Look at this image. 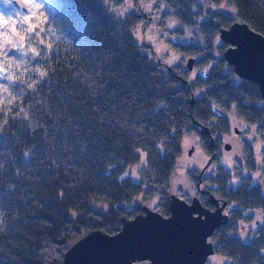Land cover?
<instances>
[{"label": "trees", "instance_id": "obj_1", "mask_svg": "<svg viewBox=\"0 0 264 264\" xmlns=\"http://www.w3.org/2000/svg\"><path fill=\"white\" fill-rule=\"evenodd\" d=\"M25 1L23 9L0 0V264H61L84 232L120 230L124 217L141 210L121 201L137 194L158 195L153 208L168 215L184 132L199 134L212 153L196 121L211 128L216 151L220 136L237 126L232 113L253 136L243 138L242 160L232 168L218 165L215 175L213 169L202 176L200 197L211 207L209 192L227 200L229 220L210 237L225 264H264V187L255 180L261 170L264 183V99L259 85L240 78L223 57L228 43L219 36L235 20L264 34V0H233V16L199 0H164L163 17L179 23L169 33L187 27L198 38L167 39L205 67L193 78L184 60L164 67L144 52L134 16L110 13L104 0ZM141 149L146 163L135 179L127 170L141 160ZM199 171L187 172L191 182L198 184ZM97 201L108 210L92 208ZM250 209L262 217L243 237Z\"/></svg>", "mask_w": 264, "mask_h": 264}, {"label": "water", "instance_id": "obj_2", "mask_svg": "<svg viewBox=\"0 0 264 264\" xmlns=\"http://www.w3.org/2000/svg\"><path fill=\"white\" fill-rule=\"evenodd\" d=\"M13 1L20 8L27 7L25 0ZM219 35L228 43L223 57L233 65L239 77L259 85L264 99V34L245 21L235 20L230 26L222 27ZM194 59V56L188 58L189 69ZM196 123L203 134L210 136L213 147L215 142L210 127ZM194 149L195 144L189 154ZM214 156L215 152L199 173V191H203L202 174ZM211 201L214 209L205 206L198 195L187 201L171 192L168 215L143 204L141 211L132 218H123L122 227L115 233L101 228L84 232L69 245L61 264H206L208 257L215 253L214 242L209 238L229 219L224 211L227 201L214 193Z\"/></svg>", "mask_w": 264, "mask_h": 264}, {"label": "rangeland", "instance_id": "obj_3", "mask_svg": "<svg viewBox=\"0 0 264 264\" xmlns=\"http://www.w3.org/2000/svg\"><path fill=\"white\" fill-rule=\"evenodd\" d=\"M103 2L107 10L110 13L115 14L116 16H121V17L131 16V15L134 16L135 23L133 26V31L135 38L138 41V43L141 44L143 51L146 52L152 59L161 60L162 63L164 64V67H166L167 65L178 64L182 62V60H184V67L185 65H187L188 62L187 59L189 56L185 55L184 53H179L173 50V48L168 44L167 39L171 38L173 40H181L183 42L188 43L194 40L198 41V38H196V35L193 33V30L187 27H185V31L182 34L169 33L167 28L170 29L175 28L179 26V23L175 18L171 16L163 17L164 13L167 11L168 8L164 0H104ZM199 2L202 3L204 7L211 9L212 11H221L231 16L235 15V13L237 12V6L233 0H222L218 4H210L208 0H199ZM163 19L165 22L163 21ZM195 59H197V56H195ZM192 66H193L192 69H188L189 71L188 76H190V78H193L197 72L203 73L206 70L205 67L197 68L194 62ZM231 119L233 120L234 125L241 127L242 129L241 134L245 133L248 124H246V122L244 121L237 120L235 113H232ZM243 136L244 135H242V137ZM247 136L252 138L253 135L252 133H250V134H246V137ZM197 138H200V135L195 133L194 131L184 132L182 138V154L178 156V163L176 169L170 177V186H171V191L173 192L177 193L178 190H182L183 192L190 194V199L194 195L198 194L201 200L200 197L201 193H197L198 184H195L190 181L187 172L189 170H194V169H198L201 171V168L204 166V164L207 163L212 153L215 152L216 155V151L213 150L212 153H207L201 147V145L195 144ZM214 142H215V138H214ZM193 144H195L197 147L193 150L191 154H189V149H191ZM260 146L261 145L259 143H256L255 159L259 167L262 166V163L260 161L261 158L258 150ZM221 147L222 149H224V152L223 154L220 155V160L218 162L215 163L212 162L210 166H208L210 169L212 167L216 168L218 165H225L226 167L232 168V164L236 160H242L243 149L241 144L240 147L238 144H236L235 147L232 148V151L230 150L227 151V149L225 148V143L223 142ZM141 152H142L141 160L130 164V167L127 170L129 171V173L132 172L131 175H133L135 179L138 178L137 170L142 166H144L146 163V153L143 149H141ZM210 171L211 170L207 171L208 173L205 172L204 173L211 174ZM199 173H198V177H199ZM204 173L202 174V176L204 175ZM255 180H257V182L264 187V183L262 182L263 177L261 170H258ZM201 187H203V184ZM204 191L205 190H203V192ZM211 194L213 193L212 192L208 193L210 200H211ZM157 199H158V195H154L148 199H145L142 194H137L134 195L128 201H121V204L125 205L129 209H133L134 207H136V205L140 206L142 204H148L149 206L154 207L157 204L158 201ZM221 200L223 199L221 198ZM225 207H227V202ZM92 208L106 211L108 210L109 206L107 203L103 201H97L92 204ZM249 212L254 213V216L250 224H248L249 222H246V224H244V228H242L240 232L243 237L246 236L248 232V228L255 227V224H258L260 222V218L262 217V213H259L258 210L250 209ZM73 214H75V212H73ZM208 259H209L208 260L209 264H225L229 262V259L227 257L220 255L218 253H214L210 255Z\"/></svg>", "mask_w": 264, "mask_h": 264}, {"label": "flooded vegetation", "instance_id": "obj_4", "mask_svg": "<svg viewBox=\"0 0 264 264\" xmlns=\"http://www.w3.org/2000/svg\"><path fill=\"white\" fill-rule=\"evenodd\" d=\"M231 125L233 126L234 125V122H233V120L231 119ZM244 129V128H243ZM246 132V131H245ZM242 133V129H241V127L240 126H236L235 127V129L233 128V129H231V131L229 132V133H223L220 137H221V140H222V142L223 143H225V148L227 149V151H232V148L233 147H235V145L236 144H238L239 145V147H240V144H241V146H242V141H241V138H242V140H243V138H245L246 137V134L247 133H243V134H241ZM242 135H244L243 137H242ZM208 137H209V139H210V136L209 135H207ZM214 136V135H213ZM215 138V137H214ZM196 141H198V142H196L195 144L197 145H200V138H197L196 139ZM195 145V148L197 147ZM222 145V144H221ZM221 145H218V149H216V155L215 156H217V157H219V160H220V155L221 154H223V152H224V149H222V147H221ZM215 144H214V146H213V148H214V150H215ZM243 147V146H242ZM212 162H214V160L212 159V161H211V163ZM210 163V164H211ZM215 163V162H214ZM205 165V164H204ZM210 166V165H209ZM203 168V167H202ZM201 168V169H202ZM213 169H214V172H215V168H207V170L205 171V173H208L207 171H209V170H211L210 172L211 173H213L212 171H213ZM204 173V174H205ZM216 174V173H215ZM201 186H202V184H201ZM203 188V187H202ZM203 190H205L204 188H203ZM203 191H199V188H198V193H202ZM183 198V197H182ZM185 199V198H184ZM187 200V199H186ZM187 201H190V200H187ZM211 203H212V201H211ZM214 206L213 207H211V206H208V205H205V206H207V207H209V208H211V209H214L215 208V204L214 203H212ZM153 208V207H152ZM155 209V208H154ZM157 210V209H156ZM141 211V210H140ZM139 211V212H140ZM225 212H227L228 213V208L227 207H225V210H224ZM139 212H137V213H139ZM210 257V256H209ZM208 257V258H209ZM209 260V259H208ZM208 260H207V262H206V264H209L208 263Z\"/></svg>", "mask_w": 264, "mask_h": 264}, {"label": "snow or ice", "instance_id": "obj_5", "mask_svg": "<svg viewBox=\"0 0 264 264\" xmlns=\"http://www.w3.org/2000/svg\"><path fill=\"white\" fill-rule=\"evenodd\" d=\"M33 7H35L36 9H39V4H35V5H33ZM3 23L7 27L9 24V21L5 20ZM33 27H35V25H33ZM5 39L8 40V37L5 36Z\"/></svg>", "mask_w": 264, "mask_h": 264}]
</instances>
